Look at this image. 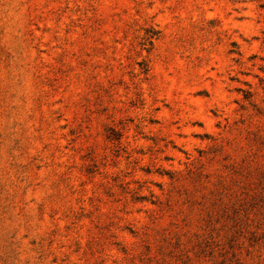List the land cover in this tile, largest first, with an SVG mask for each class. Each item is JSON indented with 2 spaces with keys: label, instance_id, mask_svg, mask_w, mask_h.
Here are the masks:
<instances>
[{
  "label": "rangeland",
  "instance_id": "374dc122",
  "mask_svg": "<svg viewBox=\"0 0 264 264\" xmlns=\"http://www.w3.org/2000/svg\"><path fill=\"white\" fill-rule=\"evenodd\" d=\"M0 264H264V0H0Z\"/></svg>",
  "mask_w": 264,
  "mask_h": 264
}]
</instances>
